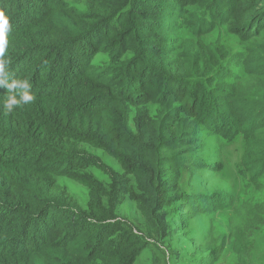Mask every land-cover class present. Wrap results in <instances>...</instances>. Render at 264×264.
<instances>
[{
  "label": "trees",
  "instance_id": "trees-1",
  "mask_svg": "<svg viewBox=\"0 0 264 264\" xmlns=\"http://www.w3.org/2000/svg\"><path fill=\"white\" fill-rule=\"evenodd\" d=\"M83 1L85 11L68 0H0L12 14L11 72L30 77L37 97L0 114V264H135L144 244L105 209V188L85 172L98 164L86 145L119 162L116 199L148 201L154 224L181 171L207 185L206 170L221 165L208 157L224 140L241 136L243 164L264 173V0ZM190 16L195 39L180 32ZM222 25L244 51L202 39ZM60 176L89 188L88 209ZM248 219L249 231L264 225Z\"/></svg>",
  "mask_w": 264,
  "mask_h": 264
},
{
  "label": "rangeland",
  "instance_id": "rangeland-1",
  "mask_svg": "<svg viewBox=\"0 0 264 264\" xmlns=\"http://www.w3.org/2000/svg\"><path fill=\"white\" fill-rule=\"evenodd\" d=\"M68 2L81 11L88 7L83 0ZM191 21L190 16L184 22L185 26L180 31L183 38L195 39ZM202 39L205 42L219 40L227 45L231 53L244 51L239 37L229 33L224 25L216 27ZM108 59L107 54L98 53L94 62L103 66ZM239 66H232L231 72H240L242 67ZM231 79L228 77L226 80ZM213 145L218 146L217 143ZM221 145L213 155L204 151L211 155L208 157L209 163H221L217 169L206 170L211 174L207 185L200 183L202 177L199 171H181V189L166 192L162 208L153 210L155 224L147 217L143 207L149 205L148 201L138 203L130 194L116 199L120 177L124 175L119 162L104 149L85 146L98 162L85 172L105 188V209H113L122 226L131 228L144 244L135 264H257L258 260L264 259V225L249 231L250 225L248 222L245 224L246 216L252 223L259 217L264 224V209L258 207L261 204L264 206V173L256 176L257 168L248 170L243 164L244 141L241 136L224 140ZM199 161L197 159L196 162ZM58 181L81 208L88 209L89 188L65 176L58 177ZM194 194L204 196L190 198ZM138 195L141 196V193L138 192ZM189 198L190 202L186 205L199 209V215L184 214V202ZM250 202L255 205L250 207ZM183 222L186 223L185 227ZM241 225L242 230L239 229ZM221 239L224 240L222 249L216 252L214 259L209 258L212 248L220 245Z\"/></svg>",
  "mask_w": 264,
  "mask_h": 264
},
{
  "label": "clouds",
  "instance_id": "clouds-1",
  "mask_svg": "<svg viewBox=\"0 0 264 264\" xmlns=\"http://www.w3.org/2000/svg\"><path fill=\"white\" fill-rule=\"evenodd\" d=\"M12 31L11 12L0 7V88L6 89V94L0 95V114L5 116L23 109L37 99L31 78L15 77L11 72L13 60L8 55V50Z\"/></svg>",
  "mask_w": 264,
  "mask_h": 264
}]
</instances>
